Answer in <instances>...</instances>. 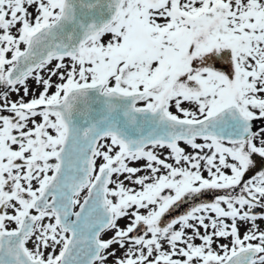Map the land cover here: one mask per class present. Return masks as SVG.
<instances>
[{"label":"snow or ice","instance_id":"obj_1","mask_svg":"<svg viewBox=\"0 0 264 264\" xmlns=\"http://www.w3.org/2000/svg\"><path fill=\"white\" fill-rule=\"evenodd\" d=\"M0 264H264V0H0Z\"/></svg>","mask_w":264,"mask_h":264},{"label":"flooded vegetation","instance_id":"obj_2","mask_svg":"<svg viewBox=\"0 0 264 264\" xmlns=\"http://www.w3.org/2000/svg\"><path fill=\"white\" fill-rule=\"evenodd\" d=\"M124 224L122 223V221H121V226H123Z\"/></svg>","mask_w":264,"mask_h":264},{"label":"rangeland","instance_id":"obj_3","mask_svg":"<svg viewBox=\"0 0 264 264\" xmlns=\"http://www.w3.org/2000/svg\"><path fill=\"white\" fill-rule=\"evenodd\" d=\"M122 223L124 224L125 222L124 221H122ZM242 231H243V229H241Z\"/></svg>","mask_w":264,"mask_h":264},{"label":"water","instance_id":"obj_4","mask_svg":"<svg viewBox=\"0 0 264 264\" xmlns=\"http://www.w3.org/2000/svg\"><path fill=\"white\" fill-rule=\"evenodd\" d=\"M257 211H259V210H257Z\"/></svg>","mask_w":264,"mask_h":264}]
</instances>
